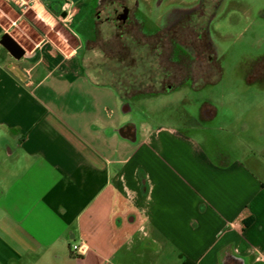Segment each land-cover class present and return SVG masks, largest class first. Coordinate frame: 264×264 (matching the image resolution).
I'll return each instance as SVG.
<instances>
[{
  "label": "crops",
  "instance_id": "obj_1",
  "mask_svg": "<svg viewBox=\"0 0 264 264\" xmlns=\"http://www.w3.org/2000/svg\"><path fill=\"white\" fill-rule=\"evenodd\" d=\"M25 1L0 0V40L25 49L17 60L0 43V264H264V101L215 156L208 139L114 120L103 93L69 92L115 82L86 68L90 0ZM155 2L141 0L148 30L171 0Z\"/></svg>",
  "mask_w": 264,
  "mask_h": 264
},
{
  "label": "rangeland",
  "instance_id": "obj_2",
  "mask_svg": "<svg viewBox=\"0 0 264 264\" xmlns=\"http://www.w3.org/2000/svg\"><path fill=\"white\" fill-rule=\"evenodd\" d=\"M171 1L179 5L192 4L197 0ZM213 1L215 0H208ZM209 25V37L215 45L218 64L209 67L206 73L202 69L199 74L204 75L193 78V81L166 91L156 83L153 88L161 92L125 99L120 97L118 91L123 92L130 86L126 80L116 81L113 86H75L69 92L82 90L103 93L114 120L132 117L139 121H154L185 132L200 143L203 139H208L207 148L215 156L220 147H231L234 133L243 136L253 131L243 129L249 119L246 110L252 106L254 100L258 106L264 101V84L259 80H264V0H223ZM58 43L61 47L67 45L64 40ZM151 58V55L145 53L148 61L142 62L139 70L136 69L140 74L139 78L143 74L147 77L152 73V65L148 64ZM85 64L94 76L97 72L88 61ZM105 67L102 66L100 79L110 80ZM124 73L128 76V72ZM140 84L145 85L147 81ZM43 88L47 89V85ZM88 101L87 98H81L78 104L73 98L68 99L70 105L78 106L87 105ZM123 101L131 107L127 113L123 111ZM208 106L217 111L211 118L202 114V109ZM146 257L148 259L152 256L146 253Z\"/></svg>",
  "mask_w": 264,
  "mask_h": 264
},
{
  "label": "flooded vegetation",
  "instance_id": "obj_3",
  "mask_svg": "<svg viewBox=\"0 0 264 264\" xmlns=\"http://www.w3.org/2000/svg\"><path fill=\"white\" fill-rule=\"evenodd\" d=\"M222 1L197 0L179 5L171 1L164 11L150 16L154 28L148 30L141 0H90V35L82 37L84 51L89 53L88 64L98 75L106 66L111 80L128 81L130 86L123 90L126 98L155 91L156 83L166 91L193 81L218 64L209 24ZM163 2L156 0L158 9ZM145 53L152 57L148 63L152 73L139 78L136 69L148 61ZM202 69L205 72L199 74ZM143 81L147 84L141 85ZM213 111L211 106L204 107L202 114L213 116ZM131 130V123L123 126L129 135Z\"/></svg>",
  "mask_w": 264,
  "mask_h": 264
},
{
  "label": "water",
  "instance_id": "obj_4",
  "mask_svg": "<svg viewBox=\"0 0 264 264\" xmlns=\"http://www.w3.org/2000/svg\"><path fill=\"white\" fill-rule=\"evenodd\" d=\"M72 2H77L78 0H71ZM0 43L9 51V53L15 58L20 59L25 54V49L8 33H5ZM8 68L17 75L23 82H29V73L28 71L20 64L11 62L8 64ZM120 133L125 136L129 137L122 133V129H120Z\"/></svg>",
  "mask_w": 264,
  "mask_h": 264
},
{
  "label": "built area",
  "instance_id": "obj_5",
  "mask_svg": "<svg viewBox=\"0 0 264 264\" xmlns=\"http://www.w3.org/2000/svg\"><path fill=\"white\" fill-rule=\"evenodd\" d=\"M9 1L15 3L19 8H22V9H25L28 7V4L25 0H9ZM64 7H65V11H66L65 16L72 17L73 13H72V10L69 7V5L66 4ZM87 249H88V247L84 242L75 243L72 245V250L78 254L86 252Z\"/></svg>",
  "mask_w": 264,
  "mask_h": 264
},
{
  "label": "trees",
  "instance_id": "obj_6",
  "mask_svg": "<svg viewBox=\"0 0 264 264\" xmlns=\"http://www.w3.org/2000/svg\"><path fill=\"white\" fill-rule=\"evenodd\" d=\"M154 92H159V91L155 90V91H151V92H148V93H154ZM182 264H194V263L192 261H190L189 259H185Z\"/></svg>",
  "mask_w": 264,
  "mask_h": 264
}]
</instances>
